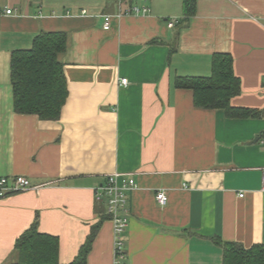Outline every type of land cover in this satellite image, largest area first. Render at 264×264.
<instances>
[{"label": "crops", "instance_id": "obj_1", "mask_svg": "<svg viewBox=\"0 0 264 264\" xmlns=\"http://www.w3.org/2000/svg\"><path fill=\"white\" fill-rule=\"evenodd\" d=\"M183 1L0 0V178L41 186L0 200V264L34 226L58 238L61 264L94 230L88 264H115L96 189L116 173L137 184L125 264H223L216 238L264 244V0H197L189 20ZM41 33L67 36L58 121L14 112L12 53ZM215 54H229L240 79L231 107L252 116L199 108L176 86L210 76Z\"/></svg>", "mask_w": 264, "mask_h": 264}, {"label": "trees", "instance_id": "obj_2", "mask_svg": "<svg viewBox=\"0 0 264 264\" xmlns=\"http://www.w3.org/2000/svg\"><path fill=\"white\" fill-rule=\"evenodd\" d=\"M197 0H184V19L196 14ZM67 49L63 33H41L30 50L12 53L11 83L14 93V112L35 115L44 121H58L68 96L64 66L59 54ZM176 86L193 91L197 107L225 110L232 117H249L252 111L231 107V99L240 93V79L235 76L233 59L229 54H215L212 73L208 77H179ZM95 230L69 264H88L95 238ZM215 242L223 250V264H264V244L245 248L241 244ZM17 259L12 264H61L59 240L40 233L36 226L26 231L17 241Z\"/></svg>", "mask_w": 264, "mask_h": 264}, {"label": "built area", "instance_id": "obj_3", "mask_svg": "<svg viewBox=\"0 0 264 264\" xmlns=\"http://www.w3.org/2000/svg\"><path fill=\"white\" fill-rule=\"evenodd\" d=\"M146 10H143L145 12ZM133 12L140 14L141 10L138 8L133 9ZM129 13H131L129 11ZM7 15L12 14V10L6 11ZM173 27V23L169 24ZM105 30L110 29V18H106ZM121 83L127 86L128 80L122 79ZM137 184L131 177H125L122 174H113L107 177L104 184L96 189V199L98 201H105L107 204V215L114 225L115 234V264H125L126 258L124 233L130 224L128 203V192L136 189ZM39 187H33L27 177L13 176L0 178V200L9 197L13 194L24 193L29 190H38ZM264 191V180L263 188ZM157 202L164 206L168 203V197L165 192L160 191L156 195Z\"/></svg>", "mask_w": 264, "mask_h": 264}]
</instances>
